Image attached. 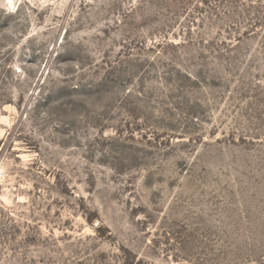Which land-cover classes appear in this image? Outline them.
I'll return each instance as SVG.
<instances>
[{
  "label": "rangeland",
  "instance_id": "obj_1",
  "mask_svg": "<svg viewBox=\"0 0 264 264\" xmlns=\"http://www.w3.org/2000/svg\"><path fill=\"white\" fill-rule=\"evenodd\" d=\"M0 264H264V0H0Z\"/></svg>",
  "mask_w": 264,
  "mask_h": 264
}]
</instances>
